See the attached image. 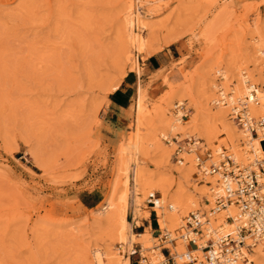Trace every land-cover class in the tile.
Instances as JSON below:
<instances>
[{
	"label": "rangeland",
	"instance_id": "obj_1",
	"mask_svg": "<svg viewBox=\"0 0 264 264\" xmlns=\"http://www.w3.org/2000/svg\"><path fill=\"white\" fill-rule=\"evenodd\" d=\"M137 13L145 25L138 30L128 23ZM261 40L264 0H0V264H94L91 251H103L110 242L126 256L131 246L111 239L103 207L125 189L129 154L121 148L136 126L145 138L139 166L157 177L163 191L199 198L201 206L192 211L208 213L205 176L197 174L194 157L176 164L173 146L163 137L193 135L210 153L202 138L210 133L229 151L230 138L243 129L232 120L211 122L217 109L206 88L219 82L220 66L237 62L256 73L255 84H264ZM123 80V109L115 114L109 98ZM139 82L146 100L137 125ZM171 86L181 97L171 99ZM167 99L174 100L172 112L184 104L192 131L164 128L157 105H167ZM126 172V221L135 233H149L153 247L158 226L149 193L134 210L131 171ZM188 212L176 230L159 225L174 232L178 253L185 247L177 230ZM149 217L154 230L142 229ZM143 250L157 262L156 254Z\"/></svg>",
	"mask_w": 264,
	"mask_h": 264
},
{
	"label": "built area",
	"instance_id": "obj_2",
	"mask_svg": "<svg viewBox=\"0 0 264 264\" xmlns=\"http://www.w3.org/2000/svg\"><path fill=\"white\" fill-rule=\"evenodd\" d=\"M246 85L247 94L238 99H232L231 93H224L222 89L217 90L213 105L226 106L234 122L257 137L264 135V115L252 116L249 105L259 104L257 94L259 90L264 93V84L258 85L247 80ZM177 108L185 110L184 104ZM187 116V111H184L181 119L187 120ZM163 140L173 146L172 157L178 165L184 161V154L194 153L197 174L217 175L221 191L217 193L208 213L191 211L184 217V223L177 231L180 239L186 243V248L181 253L174 250L176 238L167 230L159 228L157 214L152 208L156 205L159 193H149L146 201L156 216L158 227L154 230L157 232L155 240L162 256L156 263H152L139 243H134L124 254L130 262L134 261L136 264L248 263L249 254L256 243L264 245V159L242 164L223 152L215 162L211 161L208 150H202L201 140L193 135L180 137V133H177ZM230 206L236 208L239 223L233 229L224 231L211 223L210 216L226 211ZM226 219L233 220L231 216H226ZM247 239L249 242H246ZM178 259L182 262L177 263Z\"/></svg>",
	"mask_w": 264,
	"mask_h": 264
},
{
	"label": "bare ground",
	"instance_id": "obj_3",
	"mask_svg": "<svg viewBox=\"0 0 264 264\" xmlns=\"http://www.w3.org/2000/svg\"><path fill=\"white\" fill-rule=\"evenodd\" d=\"M131 9H132V7L130 8V10ZM140 20H141V18L139 17L138 13L135 14L134 17L129 16V18H128L129 27L133 28L136 26L137 30L140 29V27H144L145 26L144 23L141 22ZM132 32H130V33H132ZM135 34H136V37H135L136 41L139 44L141 35H139L137 32ZM261 41H262V44H261V46L258 47L259 50L261 49L260 50L261 53H260V55H257V56H259L261 59H264V42H263V40H261ZM135 65L137 66L136 70H135L136 74L140 78V75H141L140 68L136 64V62H135ZM242 66H244L243 62H239V64H238V62L232 63V64H227L226 68L224 67V70L222 68H220L221 67L220 66L218 69L220 71V75L222 77V80H221V82H220V80H218L219 82H216V81L213 82L212 81L213 79L210 80L212 82L209 83L210 86H208V88H206L207 97H210V98L212 97L211 101H213L214 97L216 96V91L219 89H222L224 93L225 92L231 93L230 97L232 99L243 98L244 95L247 94V88L248 87L246 85V81L249 80V81L255 83V80L253 78L256 77L255 76L256 73L252 72V71L247 72L244 69V67H242ZM256 72H257V74L259 73L258 69ZM228 75H231V79L233 76L234 81H232L233 79L230 81V79H229L230 76H228ZM174 91H176L175 88H173L171 86L170 91H169L171 93V95H173L171 99H173L175 97L178 98L179 96L181 97V95L179 93H175ZM169 92H168V94H169ZM143 93L144 92L142 90V84H141V82H139L138 87H137L135 102H134V110H135V114H136L137 125L142 123V120L145 116V105L144 104H145L146 99H144V98H146V96L144 97ZM257 95H258V99H259V104L258 105L250 104L249 105L250 113L254 117L264 115V93L259 90ZM166 98H167V96H166ZM179 100H181V98H179ZM171 101L173 102L174 100H168V104L164 105V106L159 105L161 102L157 105L159 113L161 115L160 121L162 120V124L164 123V126H165L164 128L169 130V131H178V130L192 131V127H191L192 125L190 126V124L187 120L181 119V115L184 112H182L181 109L177 108L179 105H182L183 103L181 101H180V103L178 102L177 105H175V108H177V110L174 109V112H172L171 106L173 103H171ZM165 102L167 103L166 100H165ZM215 107L217 110L213 114V116H211V118H210L211 122H213L214 124L216 122L219 124L231 125V120L232 121H234V120L231 117H228V113H227L228 108L226 106H222V105H217ZM136 127L137 128L134 131V133L127 138L126 144L124 146H122V148H121V151H126V153L129 154L128 158H127V164L126 165L124 164V165H125V169L131 171V179H132L131 202H132V206H133L134 210L139 211V208L141 206V200L145 197V195L147 193L158 192L160 196L155 202L156 205L152 207L157 214V218H158L157 221H158L160 226L164 225V226H167L171 229L172 228L174 229L177 224L182 222V218H181L182 212L183 213H186L187 211L191 212L192 210L199 208L201 206V203L199 204V198H198V201L195 198V200H196V202H195V200L193 199L194 196H191V195H188V196L186 195L187 197L184 196L181 198L180 195H173L170 192L163 191L162 187L161 186L158 187L155 183V177L156 176L154 177L152 175H148L146 173L147 171L144 168H141L139 166L137 156L142 151L141 149L145 143V138L138 132V126H136ZM164 131H166V130H164ZM161 132H162V130H161ZM237 132L238 133L233 138H230L229 142L227 143L228 147L230 148L229 151H227L226 148L220 147V145L214 143L215 138L212 137V136L215 137L214 134L212 135V134L208 133V135H207V133H204L202 135V138L208 143L209 148H211V150H212L209 153L211 156V158H210L211 161L218 160V158H217L218 156L220 159V153H223V152L230 155L238 163H240V162L237 160H240V161H248L249 160L248 163H250V162H252V160L255 161V160L264 159V147L262 144V141H264V135H258L257 137L256 136L254 137L253 135H251L250 133H248L244 130L243 131L237 130ZM157 134H159V133H156V131H155L153 133L151 139H154L157 136ZM165 137H163V139ZM200 145L202 147L203 143L200 142ZM224 149H226V150H224ZM187 154L189 157H187V158L184 157V160L191 163V161L193 160L191 158V155H192L194 157V161L196 164V159H195L194 153H187ZM252 156H254V158L250 160V158H252ZM248 163H246V164H248ZM126 171H125V174H126L125 178L126 179L124 182L125 184L123 183V185H125V187H124L125 189H123L117 195L116 199L107 198L105 206L103 207L104 211H106V210L109 211V213L106 215L107 220H105V221H107L110 224V226H108V228L112 227L111 239H113L114 241H115V239H117V241L120 242L121 244L124 243V245L126 244V245H130V246H132L134 243H140L142 250L146 249V250H149V252L151 254H156L158 256V259H157V261H158L161 258L162 254H161L160 248L157 246V244L156 245L154 244L155 246L153 245V247L150 246V244H149L150 236H148L149 233H145V232L144 233H135L133 231L132 225L130 223H127V221H126V210H127L126 204H127V192H128L127 189H130V187L126 188L129 186V182L127 179L129 177V175H128L129 171L128 172H126ZM204 176L205 177L202 176L201 181L205 184L203 192L206 194L207 200L210 201V204L206 205V209L209 210L210 205L214 201V198L216 197L218 192L220 193L221 190H220V184L218 183L217 175L213 174V175H204ZM114 183H117V181L116 182L114 181ZM116 185H115V190L117 188ZM113 191L114 190H112V192ZM200 192H201V190H200ZM113 193H115V192H113ZM113 196H114V194H113ZM113 196H111V197H113ZM181 208H183V211L180 213ZM146 214L147 213H145L144 216H146ZM226 216H231L233 218V220L231 222H228L226 219ZM213 222L214 223L219 222L218 224L221 225L220 227L224 231L233 229L235 227V225H237L239 223L237 218H236V208L233 206H230L223 213L221 212V213L216 214L215 216H211V223L213 224ZM176 229H178V228H176ZM176 229H174V230H176ZM147 230H148V228H147ZM168 232L171 233V231H168ZM110 233H111V231H110ZM171 235L175 236L174 232H173V234L171 233ZM175 238H177V237H175ZM247 240H246V242H249V240L248 241ZM106 241L104 240V245H105ZM141 241H143L144 243L142 244ZM95 243H97L96 240H95L94 244ZM112 244H113V242H112ZM112 244L110 242L109 245L107 244V246L102 247L103 251H100L98 249L91 251L92 252V259L94 260V264H129L128 257L118 255V253H116L113 250L114 248H113ZM183 244H184V247L186 248L185 241H183ZM156 250H157V252H156ZM174 250H175V247H174ZM175 251H177V250H175ZM179 252H182V251H179ZM250 254H251L250 261L246 264H252V262L254 264H264V245L262 243H256V245L252 248ZM83 258H84V256H83ZM236 264H244V263L238 262Z\"/></svg>",
	"mask_w": 264,
	"mask_h": 264
},
{
	"label": "crops",
	"instance_id": "obj_4",
	"mask_svg": "<svg viewBox=\"0 0 264 264\" xmlns=\"http://www.w3.org/2000/svg\"><path fill=\"white\" fill-rule=\"evenodd\" d=\"M125 82V80H123L121 83H120V86L123 84H125L124 83ZM120 86H119V88L117 89V90H115L112 94H111V98H109V101H110V106L113 108V109H111V111L113 112V113H115V114H118L117 113V111H115V110H121V109H123V106L121 105L122 103V101H120L121 100V96L118 94L119 93V91H122V89L123 88H120ZM122 93V92H121ZM112 116H113V114H112ZM157 220H158V218H157ZM158 225H159V223H158ZM143 226H144V228H142V229H144V230H146L147 228L148 229H151V230H154L153 229V221H152V218L151 217H149L148 218V220H146V222H144L143 223ZM139 233H143V232H139Z\"/></svg>",
	"mask_w": 264,
	"mask_h": 264
},
{
	"label": "trees",
	"instance_id": "obj_5",
	"mask_svg": "<svg viewBox=\"0 0 264 264\" xmlns=\"http://www.w3.org/2000/svg\"><path fill=\"white\" fill-rule=\"evenodd\" d=\"M123 87V84L120 86V88H122ZM118 91V90H117Z\"/></svg>",
	"mask_w": 264,
	"mask_h": 264
}]
</instances>
